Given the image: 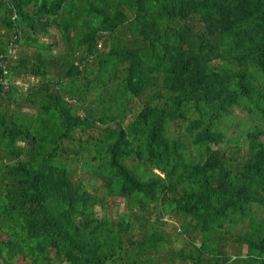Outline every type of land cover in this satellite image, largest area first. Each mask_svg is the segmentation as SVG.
<instances>
[{
    "label": "trees",
    "instance_id": "obj_1",
    "mask_svg": "<svg viewBox=\"0 0 264 264\" xmlns=\"http://www.w3.org/2000/svg\"><path fill=\"white\" fill-rule=\"evenodd\" d=\"M235 108L242 142L217 129ZM16 263L264 264V0H0V264Z\"/></svg>",
    "mask_w": 264,
    "mask_h": 264
},
{
    "label": "rangeland",
    "instance_id": "obj_2",
    "mask_svg": "<svg viewBox=\"0 0 264 264\" xmlns=\"http://www.w3.org/2000/svg\"><path fill=\"white\" fill-rule=\"evenodd\" d=\"M48 38H51L52 40L58 39V35L53 28H50L48 30V34H46L45 36H41L40 40L46 41ZM61 44L60 46L62 47ZM59 49L60 47H58L57 50ZM16 54H17V49H16ZM29 82H32L31 78L29 79ZM20 86L22 87V89H24L26 83L19 85V87ZM19 87L17 88L19 89ZM19 100H21V97L19 98ZM18 102L20 103L9 102L7 110L10 111L16 109L18 110L19 113L32 114L33 107H28L22 101H18ZM251 128H252L251 117L244 110L238 108H235L234 112L231 115L223 117L220 120V123L217 125L218 130L222 131L227 137L235 138L238 142H242L240 141V138L241 135L244 133V131L250 130ZM176 133L182 134L179 130ZM227 144H232V143H227ZM219 147L221 148L226 147V143L219 145ZM187 151L193 154L194 147L189 145ZM72 166H75L74 162H72ZM124 203L125 202L122 198H116L114 203L112 204V208L114 210H117L118 212H122L125 208ZM164 218L166 219V222L162 226V228L165 232H167V240L169 246H173L174 248L180 247L183 244V240L179 235L178 219L169 215H165Z\"/></svg>",
    "mask_w": 264,
    "mask_h": 264
},
{
    "label": "built area",
    "instance_id": "obj_3",
    "mask_svg": "<svg viewBox=\"0 0 264 264\" xmlns=\"http://www.w3.org/2000/svg\"><path fill=\"white\" fill-rule=\"evenodd\" d=\"M12 53H14V50L13 49H9V54L11 55V58H14V54H12ZM21 82H19V81H15L14 82V84L17 86V87H19V85H21V84H24L23 82L20 84ZM2 84H3V86H5L6 87V85H7V83H6V81L4 80V81H2ZM21 87V86H20ZM19 87V88H20Z\"/></svg>",
    "mask_w": 264,
    "mask_h": 264
}]
</instances>
